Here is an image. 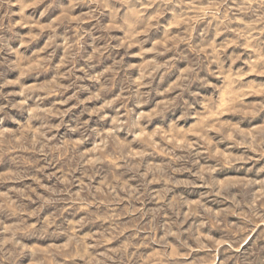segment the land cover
I'll use <instances>...</instances> for the list:
<instances>
[{
    "label": "clouds",
    "instance_id": "1",
    "mask_svg": "<svg viewBox=\"0 0 264 264\" xmlns=\"http://www.w3.org/2000/svg\"><path fill=\"white\" fill-rule=\"evenodd\" d=\"M0 264H264V0H0Z\"/></svg>",
    "mask_w": 264,
    "mask_h": 264
}]
</instances>
